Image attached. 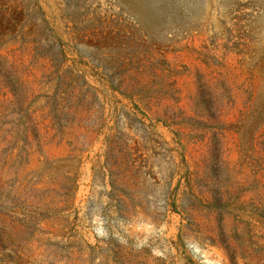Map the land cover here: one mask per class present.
I'll return each mask as SVG.
<instances>
[{"label":"rangeland","instance_id":"1","mask_svg":"<svg viewBox=\"0 0 264 264\" xmlns=\"http://www.w3.org/2000/svg\"><path fill=\"white\" fill-rule=\"evenodd\" d=\"M264 0H0V264H264Z\"/></svg>","mask_w":264,"mask_h":264},{"label":"trees","instance_id":"2","mask_svg":"<svg viewBox=\"0 0 264 264\" xmlns=\"http://www.w3.org/2000/svg\"><path fill=\"white\" fill-rule=\"evenodd\" d=\"M262 165H263V169H264V160H263V162H262ZM264 171V170H263ZM264 173V172H263Z\"/></svg>","mask_w":264,"mask_h":264}]
</instances>
